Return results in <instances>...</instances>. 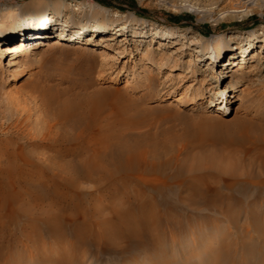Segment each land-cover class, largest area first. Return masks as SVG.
I'll return each mask as SVG.
<instances>
[{"label":"rangeland","instance_id":"374dc122","mask_svg":"<svg viewBox=\"0 0 264 264\" xmlns=\"http://www.w3.org/2000/svg\"><path fill=\"white\" fill-rule=\"evenodd\" d=\"M31 1L0 0V11ZM67 1L72 5L64 14L77 22L85 18L76 4L98 3L109 17L119 11L144 18L149 27L189 32L215 47L225 36L240 41L264 29V0ZM86 38L59 43L53 37L30 52L26 44L12 69L21 73L15 79L0 65V264H264V86L257 76L243 83L230 112L215 117L218 104L209 102L217 89L204 80L222 66L208 71L207 60L197 68L195 55L168 57L174 48L168 46L166 55L157 56L167 67L148 73L143 63L154 42L108 69L97 52L105 48L100 37L91 43ZM174 61L183 67L170 71ZM240 79L228 78L219 90ZM65 99L77 100L78 110L88 114L85 138L101 131L106 154L115 157L113 146L123 138L136 147L141 168L105 177L111 168L106 161L86 165L77 158L86 153L63 157L62 151L81 143L53 145L45 137L77 134L59 114ZM155 153L161 158L153 159ZM198 153L239 159V173L191 171L189 164L178 170L176 163L157 168L169 157L180 162ZM216 189L224 195L220 202H231L228 195L244 198L230 208L208 209L207 196ZM116 210L135 217L141 233L130 243L104 235L102 222L115 220ZM59 214L65 217L61 226L44 223Z\"/></svg>","mask_w":264,"mask_h":264},{"label":"bare ground","instance_id":"6f19581e","mask_svg":"<svg viewBox=\"0 0 264 264\" xmlns=\"http://www.w3.org/2000/svg\"><path fill=\"white\" fill-rule=\"evenodd\" d=\"M71 3V1L67 0H33L30 3L27 2V4L21 8L17 7L11 10L6 8L4 11L2 10L3 12L0 11V65L6 66L9 71L19 66L20 61L17 55L21 53L26 44H29L30 48L28 52H30L31 49L40 48L49 41V38L53 37L56 39L55 42L59 43L63 41H77L84 37H87V41L85 40L86 42L91 43L92 41H96V37H100L101 42L99 43L105 48H101L99 51L97 50V52L101 55L102 59H104V63L102 62L103 66L108 69H111L118 59L127 56L134 57L135 53L141 52L147 43H151L152 45L154 42H158V45H154L152 48L146 50V61L143 63L144 70L148 73L154 71L155 68L158 72H162L165 67H167L166 62H163L164 59L157 62V56L166 55L168 52L165 50L168 46L174 47L169 52L168 57H175L182 51H189L190 55H195L196 61L198 62V64L196 63L197 68L203 66L201 64L207 60L208 65L206 68L208 71H214L215 68L222 66L221 69L217 70L216 76L214 74L207 75L204 80V84L207 88L217 89L213 92L209 102L212 106L218 104L217 110L212 114L215 115V117L230 112L229 105H233V103L241 99L240 91L244 90V87H242L243 83L257 76L261 78L258 79L256 77L260 86H264V29H261L260 32L252 31L247 33L240 41H235L234 38L225 36V40H223V44L221 47L219 46V48L217 46H211V42H209L211 40L208 41L203 37L197 39L193 35L190 36L189 32L179 33L177 30L166 31L162 30L160 26L149 27L150 24L148 20L144 18H130L131 16L123 15V13L119 11H114L112 14L114 17H109L110 10L98 3L82 2L76 4L85 18V22H77L74 19V15L65 16L64 14L65 9H70ZM240 35L237 37H240ZM213 39L215 38H212V40ZM115 45L118 47L117 49L115 48L116 51L110 52L109 48ZM133 48L135 50H133ZM206 53H208V56ZM5 59H7L6 65V62H3ZM182 67L183 65L181 63L175 62L170 65L169 69L170 71H175ZM12 71L10 79H15L21 74L16 72L17 70ZM236 77H238V79L239 77L241 78L236 87L233 83H230L225 86V88L219 90L220 85L228 78L234 80ZM113 78H118L119 80L121 75L117 74ZM170 80L171 79H168L165 83L166 86L170 85ZM231 88L234 89V91L233 94L229 96L228 91ZM178 101L181 105L186 104V100L182 102L178 99ZM193 101L194 100H191V102ZM79 105L80 103H78L77 100L72 99L62 100L59 104L61 119L71 122V130H78L77 134L72 136L68 132L65 136L60 138V141L57 139L56 135L50 132V135L45 137V139H48L53 145L55 144L54 142L58 141L67 143L68 145L72 143H81L80 145L82 146L76 147L73 150L69 149V147L66 149L65 147L66 150L62 151L63 157L70 155L78 156L80 155L79 153H86L85 155L77 157L79 161L84 162L86 165H95L106 161V163L111 165V168L104 173L105 177H115L116 175L123 177L127 176L129 172L140 169L141 159L136 147L134 146L133 148V146L127 145V142H125L123 138L119 137L114 146L112 144L105 146L109 149L113 146L117 151L116 157L113 152H111L110 155L106 154L103 144L107 140L104 139L105 137L101 131L93 133L89 139L85 138L86 135H88L86 133L87 129H91V123L86 121V116L88 115L85 113L86 111L83 112L78 110ZM87 111L89 112V110ZM51 129L52 127H50L49 131L53 130ZM257 139L260 140L259 138ZM261 156L262 159H264L263 153H261ZM74 158L77 159L76 156ZM152 158L159 159L161 158V154L155 153ZM63 159L65 160V158ZM72 159L73 158H71V161ZM67 160L65 164H71V161H69V159ZM178 161L179 156L176 159L169 157L161 161V165L157 168L165 170L169 165L171 166L176 163V165L178 164L179 166L178 170L182 169L185 164H189L191 171L209 169L236 174L239 173L241 166L239 159L237 160L224 155L217 156L210 153H198L193 156H188L180 162ZM152 166L156 167L157 165L155 164ZM147 168H149V166H146V170ZM241 174H243V172H241ZM222 197H224V195L219 189L212 191L211 194L207 196L206 207L208 209H221L225 206L230 208L235 202H240L244 198V195H228L226 199L231 201L228 203L218 201V199ZM2 199L4 204L6 199L4 196H2ZM170 206L176 205L172 204ZM120 212L116 210L115 220H107V223L103 220L102 223H105L102 224L104 227V235L109 239L119 240L118 242L126 241L130 243L133 238L141 232L137 226H133L135 217ZM64 220L65 217L59 214L46 219L44 223L48 227L54 228L61 226Z\"/></svg>","mask_w":264,"mask_h":264}]
</instances>
